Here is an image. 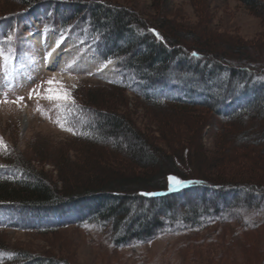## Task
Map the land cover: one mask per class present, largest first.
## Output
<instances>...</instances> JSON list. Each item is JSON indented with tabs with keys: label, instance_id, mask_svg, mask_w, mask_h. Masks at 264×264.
<instances>
[{
	"label": "rangeland",
	"instance_id": "1",
	"mask_svg": "<svg viewBox=\"0 0 264 264\" xmlns=\"http://www.w3.org/2000/svg\"><path fill=\"white\" fill-rule=\"evenodd\" d=\"M259 1V6L251 8L242 0H0L1 165L29 164L49 177L61 192L70 184L92 191L75 198L73 204L69 196L61 195L59 210L63 216L59 219L64 218L68 224L88 209L106 203L105 199L95 200L101 192L126 198L137 195L138 189L161 190L169 173L203 179L211 185L205 192L195 191L179 199L180 213L192 206L226 205L230 210L222 215L231 219L226 224L211 219L208 225L178 232L166 229L142 245L129 242L118 246L114 244L115 234L145 232L142 224L150 227L156 217L162 221L161 227L169 223L164 220L165 206L156 201L132 203L131 211L123 215L119 231L115 232L110 226L100 230L78 225L48 232L29 230L14 227L12 221L50 225L59 219L53 214L3 211L0 264L8 261L7 253L20 252L55 264H264V209L253 212L244 208L247 195H252L251 203H257L264 190V141L259 134L264 118L256 116L259 110L255 108L250 116L229 121L225 118L227 112L221 109L225 115L219 116L214 104L221 90L231 97L239 95V84L235 83L236 88L231 87L229 92L226 82L227 71L237 63L248 65L253 75L251 90L241 100L246 105L264 100V0ZM99 6L126 9L135 16L130 35L141 36L142 43L148 27H156L171 47L178 49L173 61L161 70L166 82L149 89L150 93L172 98L178 85H200L211 67L187 59L185 55L191 56L193 50H199L200 56L204 55L202 59L208 61L218 57L226 67L216 73L214 80L204 81L210 91L208 104H156L117 86L116 82L124 77L119 61L146 48L133 47L130 52L125 49V56L104 63L93 47L95 42L85 39L90 15ZM65 21L71 22L70 29L62 28L68 25H63ZM61 33L65 38L54 52ZM132 38L126 36L118 43L123 45ZM113 40L109 36V42ZM48 52L52 57L46 60ZM52 77L71 92L74 104L79 100L91 105L92 111L124 115L150 147L125 130L113 131L110 127L103 128L107 137L98 144L74 138L60 126L62 123L67 127L69 123L70 105L58 107L44 98L47 80ZM130 83L139 91L148 90L147 82ZM38 85L39 93L30 98ZM254 91V98L249 99ZM89 96L95 97L98 104L88 103ZM18 97H24L23 101ZM195 98L205 99L203 94ZM90 117V124L96 128L95 116ZM159 151L168 159L160 157L151 162L147 158L161 156ZM124 178L139 180L141 185L128 190L104 188L111 180ZM146 180L151 181L149 185H144ZM213 187L227 191L220 196Z\"/></svg>",
	"mask_w": 264,
	"mask_h": 264
},
{
	"label": "trees",
	"instance_id": "2",
	"mask_svg": "<svg viewBox=\"0 0 264 264\" xmlns=\"http://www.w3.org/2000/svg\"><path fill=\"white\" fill-rule=\"evenodd\" d=\"M242 1L251 8H256V6H259L261 4L259 0ZM90 16L91 17L89 18L88 34L87 36L85 35V39L91 42H95L93 47L105 62H107L108 60H118L121 56H125V54H127L125 49L127 50V52H130V49H133V47L142 46L146 48L144 51H138L136 56H130L129 59L126 58L124 62L119 61V67L121 68L122 72H124V77L122 81L116 82L117 86L122 88L124 91H132L136 94H139L141 95L143 100L156 104H163L166 101L170 103H178L181 105L189 106H206L208 104L207 99L210 96V91L206 87V82L204 81H207V79L209 78L211 80H214L216 73H221L223 67H226L225 65H222L218 57L215 58V60L211 61L202 59L204 55L201 54L200 56L199 50H193L191 56L185 55L187 59L194 60L197 63H202L204 65H207V67L210 66L211 70L207 71L209 73H207L206 76H202V78L200 79L202 83H199L200 85L196 84V86L193 85L192 87L190 86L189 88H187V85H185V87L181 84L182 86L178 85L175 87V90L173 92L174 96L172 98L157 96L152 92L150 93L149 89L151 90V88L157 87L163 81L166 82L167 78L165 76L163 77V73L161 70L167 64H169L171 60L173 61V57L175 56L174 52L178 49L172 48L166 36L159 28L156 27H148V32L145 36L144 43L141 42V36L134 37L130 35L132 32V23H136L137 19L126 9L121 8L120 10H115L99 6L96 10L92 11ZM63 25L67 26L62 27L61 24L62 28L66 30L70 29L69 26L71 25V22L66 23L65 21L63 22ZM107 30L109 31V33L105 34V31ZM108 35L113 36V38L115 39L113 40V43L109 42ZM126 36L133 37L131 42H127L123 45L119 44L118 41L126 38ZM156 50L160 52L157 53ZM140 67L142 68L141 70ZM227 68L229 69V67ZM144 69H147L145 73L142 72ZM137 71H141L143 74L140 75ZM251 71L252 70L248 65L240 66V64L238 63L235 67L232 66V68L227 71L228 78L226 82L229 85V87H227L228 91L231 92L233 88H236L235 83H237L239 84L237 86L239 95H237L238 97H231L229 95L230 93L227 94L225 91L223 92L221 90L219 95L216 96V101L214 102V104L217 105L216 111L219 116L223 117L227 112L225 118H228L229 121L240 118L242 119L244 116H250V114L255 111V108H258L259 112L256 114V116L264 118L263 99H257V101L255 100V103H253L252 105H246L244 104L245 100H241V97L245 96V94H248V92H250L251 90V87L249 85V83L252 82L250 80L253 76ZM130 81H134L135 83H139L141 85L145 84L142 82H147L148 90L139 91L135 87L134 83L132 84L130 83ZM231 87L232 89H230ZM183 94H185V96H183ZM199 94H203L205 99L197 100L195 96H198ZM250 95L251 96L249 99H251L252 96L255 95V91L254 94L252 92L250 93ZM88 103L96 105L98 104V101L95 97L89 96ZM85 104L87 105L86 102ZM85 104H82L79 100H77L76 104L69 106L71 114L69 116V123L67 127L73 129V131L70 132L71 135L74 136V138L98 144V142L102 141L101 139L103 137H107V132L103 128L110 127L111 129H113V131L125 130L128 134L131 135L132 138H135L139 143L150 147L151 144H149V141L145 137L141 136L137 129H135V127L131 125L130 121L124 115H119L117 113L103 114L98 110L92 111L91 105L89 106L88 104V106H86ZM221 109L225 114L220 111ZM92 115L95 116V121L98 123L96 124V128L95 126L90 124V121H92L90 116ZM243 124L240 123L239 125ZM259 128L261 129L259 132L260 138L262 139V141H264V125L263 127ZM103 133L106 134L102 135ZM159 152L161 156L154 154L152 157L147 156V158L151 162H154V160H156L157 162L160 157L162 158V160L168 159V157L164 153H162L161 151ZM28 166L29 164H19L15 166L10 164L8 166H6L5 164H0V213L3 211H28V213L30 214L38 215L53 214L59 219L60 215H62V211L59 210V208L61 207V203L59 201L62 200L59 199L61 195L69 196L68 200L71 204H73L76 203L72 202L75 200V198L91 194L92 192L86 188L75 186L73 184H70L71 186L69 185L66 190H64V192L58 191L55 183L49 180V177L44 175L43 172L36 171L34 167ZM169 177H177L178 179L189 183L190 186L181 191L170 193L164 196L154 197L145 195V193L162 192L173 188L175 185L172 181H170ZM148 182L151 181H143V183H146L144 185H149ZM165 182V188L161 190L147 191L138 189L137 195L126 198L120 194L115 195L112 192L108 191L101 192V194L96 196L95 200L98 201L105 199L106 203L95 208L88 209L86 213H82L73 218L74 220L70 224L65 223L64 218H60L56 223H52L50 225H34L16 220L12 221V224L14 227H20L29 230L34 229L40 232L54 231L56 229L70 225H78L81 227L94 226L95 228L100 230L104 228L108 229L110 226L115 232V230L117 231V229L119 231L123 215L128 214L131 211L132 203L134 204L136 202H144L146 204L148 202L156 201L165 206L166 214L164 220L168 221L169 223L165 222V226L161 227L162 221L157 220L156 217L150 227H147L145 223L142 224V226H144L143 229H146L145 232H138L135 235L132 230H128L125 234H115L117 237H115V239L113 238L114 244L122 246L126 245L129 242L142 245L145 241H149V239H151L153 236L159 234L160 231H165L166 229H168L167 231L178 232L208 225L207 223L211 219H217L221 224H226L231 221L229 217H225L224 215H222L230 210V207L226 205L218 207H214L213 205L203 206L201 208L192 206L188 210L186 209L187 211H182L183 213H180V210L177 209V202L179 199H183L187 197V195L195 191L201 193L205 192L206 190H208L207 188L211 187V185H209V183H206V181H204L203 179L184 178L179 174L169 173L165 177ZM104 184L105 183H103V185ZM139 185H141V181L139 180L129 181L128 179L126 180L124 178L117 181L111 180L104 186V188L106 187V190H113L116 188L128 190L127 188L129 187H131L132 189H137V186L139 188ZM213 188L215 189V192H218V195L220 196L224 195V192L227 191V189L223 187ZM249 192L251 194V191ZM260 192L259 202L257 203H251V200H253L252 195L246 196L244 203L245 209L251 210L253 212L258 209H264V190L262 189ZM254 195L256 196V194ZM232 216L233 215H231L230 217ZM4 251L5 250L2 249L1 253H3ZM8 254V261H3L5 264H9L10 262L13 264H21V262H25L27 264H55L50 259L47 260L43 258H35L24 252L7 253V255Z\"/></svg>",
	"mask_w": 264,
	"mask_h": 264
},
{
	"label": "snow or ice",
	"instance_id": "3",
	"mask_svg": "<svg viewBox=\"0 0 264 264\" xmlns=\"http://www.w3.org/2000/svg\"><path fill=\"white\" fill-rule=\"evenodd\" d=\"M154 31V30H153ZM158 35V34H157ZM65 37L63 36V33L60 34V39L57 41L56 47H59L60 43L63 42V39ZM55 49H53L54 51ZM195 55V54H194ZM52 52H48L45 56L46 60L51 59ZM108 63H111V60L107 61ZM47 95L44 96L45 99L54 102L58 107H64L67 105H71L75 103V100L71 94V92L63 85L62 82L58 81L55 77L49 78L47 80ZM41 86H37L32 90L30 93V98L33 95H37L39 93ZM24 97H18V101H23ZM57 123H60V121H57ZM61 128L66 131H73L72 128L66 127L64 124H60ZM0 146H3V139L0 138ZM170 181L173 182L174 185H181L186 183L183 180L178 179L177 177H169ZM145 195H155V193H145Z\"/></svg>",
	"mask_w": 264,
	"mask_h": 264
},
{
	"label": "bare ground",
	"instance_id": "4",
	"mask_svg": "<svg viewBox=\"0 0 264 264\" xmlns=\"http://www.w3.org/2000/svg\"><path fill=\"white\" fill-rule=\"evenodd\" d=\"M56 48L57 47H55V50H56ZM55 50H54V52H55ZM87 53L90 54V57H94L98 62L100 61V58L98 56L91 54L89 51H87ZM107 66L110 67V65H107Z\"/></svg>",
	"mask_w": 264,
	"mask_h": 264
}]
</instances>
